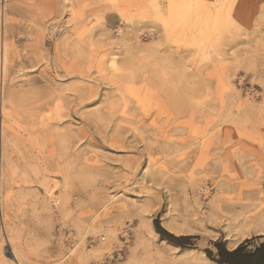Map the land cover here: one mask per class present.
I'll return each mask as SVG.
<instances>
[{
  "label": "rangeland",
  "instance_id": "1",
  "mask_svg": "<svg viewBox=\"0 0 264 264\" xmlns=\"http://www.w3.org/2000/svg\"><path fill=\"white\" fill-rule=\"evenodd\" d=\"M1 34L0 264L264 243V0H0Z\"/></svg>",
  "mask_w": 264,
  "mask_h": 264
},
{
  "label": "bare ground",
  "instance_id": "2",
  "mask_svg": "<svg viewBox=\"0 0 264 264\" xmlns=\"http://www.w3.org/2000/svg\"><path fill=\"white\" fill-rule=\"evenodd\" d=\"M185 8L186 9H184V13H187V7H185ZM0 40H1L2 45H3V62H4L3 68L6 69L8 61H9V44H7L6 41L4 40V35L3 34L0 35ZM54 202H56L58 204V199H56ZM223 218H224V216H223ZM247 220H248V218H247ZM244 223H246V222H244ZM229 225H230V222H229ZM228 227L227 228L230 230L231 229L230 226H228ZM226 233L228 234L229 232L227 231ZM142 243H144V238H143V242ZM176 248H179V247L176 246ZM231 248H233V247H231ZM172 254H174V256L170 259L171 260V264H216L215 262L211 261L208 257H206L204 254H192V253H182V254H180L179 252L177 254H175V253H172ZM16 257H17V255L15 253V259H17ZM145 260L146 259H145V256L143 255V251H142L141 245L134 246L132 248V250H131L130 255H129V261L132 262V263H135V264H145ZM17 264H21V262L19 261Z\"/></svg>",
  "mask_w": 264,
  "mask_h": 264
},
{
  "label": "trees",
  "instance_id": "3",
  "mask_svg": "<svg viewBox=\"0 0 264 264\" xmlns=\"http://www.w3.org/2000/svg\"><path fill=\"white\" fill-rule=\"evenodd\" d=\"M158 230L160 232L163 231L160 227H158ZM239 246L234 251H228L221 244H216V247L218 249V256H219L218 263L219 264H264V243L260 245L258 248H256L255 251L253 252H246L242 246L240 247Z\"/></svg>",
  "mask_w": 264,
  "mask_h": 264
},
{
  "label": "crops",
  "instance_id": "4",
  "mask_svg": "<svg viewBox=\"0 0 264 264\" xmlns=\"http://www.w3.org/2000/svg\"><path fill=\"white\" fill-rule=\"evenodd\" d=\"M238 246H239V245H238ZM238 246H237V247H238ZM237 247H236V248H237ZM236 248H230V249H232V250H228V251H234Z\"/></svg>",
  "mask_w": 264,
  "mask_h": 264
}]
</instances>
